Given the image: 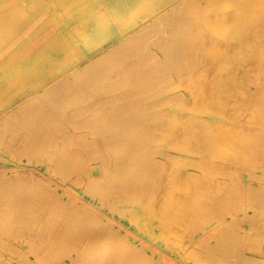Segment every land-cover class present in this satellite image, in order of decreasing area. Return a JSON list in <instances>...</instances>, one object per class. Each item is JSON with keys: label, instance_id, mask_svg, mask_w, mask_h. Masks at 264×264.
<instances>
[{"label": "bare ground", "instance_id": "obj_1", "mask_svg": "<svg viewBox=\"0 0 264 264\" xmlns=\"http://www.w3.org/2000/svg\"><path fill=\"white\" fill-rule=\"evenodd\" d=\"M20 2L0 0V137L17 135L12 144L60 181L53 188L27 176L0 205L8 252H24L21 238L36 264L65 256L173 264L156 240L166 246L174 225L203 219L208 231L190 252L215 264L264 261V0H28L27 10ZM35 26L38 35L20 43ZM25 59L35 66L18 69ZM27 88L50 94L39 113L26 105ZM15 114L26 130L11 135ZM255 168L263 182L242 184L238 174L255 179ZM72 184L136 233L72 194ZM215 206L231 217L220 221ZM58 212L71 220L52 223ZM60 233L67 242L55 241Z\"/></svg>", "mask_w": 264, "mask_h": 264}, {"label": "rangeland", "instance_id": "obj_2", "mask_svg": "<svg viewBox=\"0 0 264 264\" xmlns=\"http://www.w3.org/2000/svg\"><path fill=\"white\" fill-rule=\"evenodd\" d=\"M27 2H28V0H21L20 3H21V7L23 9L27 10V8H28ZM29 2L32 3L31 1H29ZM41 18L34 20L35 25L38 26L41 23L48 21L49 16L47 14H45ZM37 26L33 27V29H31L30 32H27L25 34L26 37L25 38L23 37V39L21 40L20 43H27L30 40V38L33 39L35 36H37L39 33L36 30ZM146 45L148 46L149 44L147 43ZM154 50L156 52V55H158V57L161 58L163 56V53L160 52L158 50V48H156ZM28 62L29 61L27 59L23 60V62H22L23 64L19 65L18 69H25L26 67L35 66L33 63H28ZM38 63L40 64V62H38ZM138 64H142V63H138ZM28 81L33 83V80H28ZM32 92H35V91L34 90L32 91V89H30V88L26 89V92L24 94L26 99H28L26 102V105L29 103L31 106L29 104L27 106H29L31 109H32V107L33 108L35 107V110L32 109V111L34 113H39L40 112V108H39L40 106L39 107H37V106L39 105V103L41 104L42 101L44 99H46L50 94L47 93V91L45 89L39 90L38 93H36L37 95H35ZM30 94H32L33 96L35 95V96L32 97V95H30ZM3 104H5V103H3ZM10 122L14 125L13 127L8 126L11 135L13 133L17 134V131H25L26 130L25 124H23L21 122V118L18 117L17 114L13 115ZM1 134L2 133L0 132V135ZM9 136L10 135L8 133V134H6L5 137H0V179H1V177L3 179V180H1L2 182H0V205L6 204V203L11 204V202H13V200L16 198L17 191L25 189L26 185H25L23 180L27 176H31V177L39 180V184H41V182H42V183L47 184V185H52L53 188H56L54 183H58L60 181L59 176H58L59 175L58 172L56 170H52V168H49L45 161H41V160L34 158V157H29L26 155V153L23 149H17V146H16L17 144L16 143L12 144L14 137L17 135L13 134V136H11V137H9ZM21 150L23 151V153H21ZM21 154H23V155H21ZM18 157H20V158H18ZM14 166L21 167L22 168L21 172H16L15 169L13 168ZM255 171H256V178L255 179L254 178L253 179L248 178L243 171L241 172L242 177L240 176V173H239L238 177H239V180L241 181V183L246 184L247 182H254L256 184L258 182H263V180L261 178V176H262L261 169L255 168ZM14 174L20 175V176L19 177H13V176H15ZM223 177L227 181L230 179L224 175H223ZM4 182H10L12 184L5 191H3V187H2ZM62 182L65 184V187H66L67 186L66 185L67 180L63 179ZM71 188L72 189H70V191L72 194L78 196L79 198H83V200H85V201H88V203L92 204L96 209H101L108 216L107 217L108 220H109V218H111L110 221H113L115 226L117 224V226H122V228L128 230L130 233H136L137 230L133 224L127 223V222H125V223L118 222L119 219L117 218V215L115 216V213L110 208L104 206V204H101L100 201L95 200V199L87 200V198H85V196L82 192V189L79 188L78 184H72ZM2 193H4V194L2 195ZM225 194H226L225 192H223L221 194H217L216 199L217 198L221 199ZM68 202H69V200L64 199L63 205H67ZM54 204H56V203H54ZM57 205H58V203H57ZM243 207L241 206L240 210L245 208V207L244 208ZM17 208H19V207H15L14 209H17ZM210 210L213 211L212 213H217V211L219 212V213H217V215H219V216L221 215L220 221H225L231 217L228 214L229 212L226 210H223L221 206H215V208L212 207V208H210ZM201 212L202 211H199V210L196 211L195 213L193 212V214H194L193 217L198 216ZM246 212H250V208H246ZM237 213H242V212L239 211ZM239 215H242V217L244 216L243 214H239ZM71 216H72V214L70 212H64V213L58 212V213L53 214L51 216L52 220H50V221H52V223L60 222V221H64V220L70 221L71 219L69 220V217H71ZM202 221H203V219L196 220L195 222H193V224L190 228H186V226H184L183 224H178V225L176 224L173 226V231L176 232L177 235L174 236V238L172 239L171 242H170V240H168V243L166 244V246H164L163 237H159L156 240L157 243H155V244L158 245L159 247H163V248L166 247L165 248L166 252L169 255H170V253L172 254V256L174 255L175 260H174L173 264H207L209 262L212 264H215L214 262H212L206 258V252H203L202 250L201 251L203 253L201 252L202 254L199 253V255H198V253L190 252L193 249H197L196 242H199L200 239H202L204 237L205 232L207 233V231H208L207 230L208 227H207V225H205L206 222L203 223ZM241 223L243 224L241 226L242 229H247L246 236L249 235L248 233L250 232V230L248 229L249 228L248 223L245 220L242 221ZM121 224H123V225H121ZM23 225H25V224L23 223ZM29 225H31V224H29ZM28 228L29 227H27V229ZM8 230H9V228L0 227V238L3 237L7 233ZM31 230H30V234H33V232H35V231H33V230L31 231ZM159 232H161V230L160 231L158 230L157 233H159ZM61 235L63 236V234H61V233L59 235L57 234V236H55V241L56 240H57V242L63 241V243L67 242L68 239L62 237ZM58 236H59V238H57ZM17 239H20V240L15 241V243L18 242L19 247L24 252H22L21 254L18 253L14 256V254H11L10 252H8V250L10 248L8 245H6V244L3 245L2 243H0V250L2 251L0 253V263L3 261L2 258L3 259L5 258L6 259L5 261H7L9 258H11V259H9V261H12L13 264L17 262L16 259L19 260L20 258H22L21 262H23L24 264H36L35 263V261L37 259V258H35L36 255L33 254L32 252H30L31 251L30 249L32 248L31 244H28L27 242H25V240H22L21 238H17ZM26 239H29V235ZM59 239H62V240L60 241ZM205 239H206V237H205ZM252 239H254V241H256V242L259 241L258 237H255V238L252 237ZM34 240L37 243H41L43 238L38 237L37 239L34 238ZM111 240H113V238H111ZM79 241H78V243L81 244ZM210 242L214 243L215 239L211 238ZM78 243L76 246H80ZM172 251H173V253H172ZM105 254H108V253H105ZM1 255H3V256L1 257ZM74 255L77 256V254H75V252H74L71 255L72 258H74ZM201 255H202V257H201ZM65 257H67V258H65ZM65 257L61 258L62 262H63L62 264H70L72 262V260L70 259L71 257H69V256H65ZM106 261L112 262L111 259H109V260L106 259ZM73 262H76V259H74ZM73 262H72V264H74ZM260 264H264V261H262Z\"/></svg>", "mask_w": 264, "mask_h": 264}]
</instances>
